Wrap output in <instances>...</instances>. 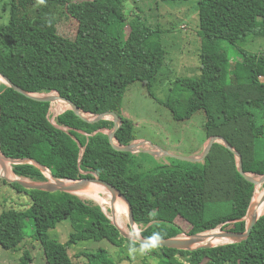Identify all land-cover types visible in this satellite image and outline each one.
I'll list each match as a JSON object with an SVG mask.
<instances>
[{
    "label": "trees",
    "instance_id": "1",
    "mask_svg": "<svg viewBox=\"0 0 264 264\" xmlns=\"http://www.w3.org/2000/svg\"><path fill=\"white\" fill-rule=\"evenodd\" d=\"M127 1L93 0L91 20H80L72 40L19 19L16 0H11L9 22L2 24L0 15V72L29 93L57 92L87 113L119 114L123 124L117 143L126 146L137 141L134 123L124 115L123 101L137 82L153 87L167 50L160 29L151 28L139 16L128 17ZM198 11L201 74L177 81L165 105L178 121L203 111L207 140L223 136L241 153L246 173L264 174V145L258 144L264 141V55L241 51L231 65L226 51L228 44L249 36L264 38V0H198ZM225 52L227 61L219 65ZM0 106V149L7 157L35 159L62 180L96 175L113 184L131 203L136 224L147 226L143 237L149 239L160 231L164 233H159L160 239L180 236L184 233L176 223L180 215L197 219L189 235L219 227L246 231L243 219L256 187L239 173L235 155L223 144L216 143L205 161L194 162L200 163L195 168L169 163L145 170L138 160L140 153L113 149L105 131L113 129V120L93 124L68 109L54 124L49 118L51 103L35 101L3 83ZM12 168L21 178L49 180L33 164ZM0 183L29 200L28 204L16 201L19 205L14 206L5 199L0 213V247L5 250H19L28 238L25 215L29 208L34 238L47 264H75L69 248L84 241L108 240L130 250L143 247L125 239L101 206L78 195L28 190L2 178ZM64 221L73 229L66 243L50 235ZM146 248L164 264H202L204 260L206 264H264V215L250 238L241 243L195 251ZM82 256L87 259L84 264H115L103 248L81 252ZM33 262L31 251L25 250L20 264Z\"/></svg>",
    "mask_w": 264,
    "mask_h": 264
},
{
    "label": "rangeland",
    "instance_id": "2",
    "mask_svg": "<svg viewBox=\"0 0 264 264\" xmlns=\"http://www.w3.org/2000/svg\"><path fill=\"white\" fill-rule=\"evenodd\" d=\"M92 3L93 0H16L17 17L27 23L74 40L79 30L80 20L82 18L91 20L92 18ZM10 12L11 0H0L2 24L9 22ZM125 12L129 18L139 16L151 28L160 29L162 31L160 34L161 40L167 50L164 68L153 87L148 89L143 83L137 82L125 95L123 112L129 115L128 118L134 123L135 137L138 140H147L163 151L177 155L190 157L201 154L207 142L204 112H197L190 120L178 121L165 105L168 95L177 81L197 78L201 74L202 38L198 0H188L186 2L128 0ZM125 30L126 34L130 31L128 26ZM226 51L231 56V65L235 63L234 59H238L236 53L241 51L264 55V38L249 36L246 40L240 41L235 45L228 44ZM227 52L224 53V57L221 56V60L218 62L219 65L225 64L227 61ZM3 82L0 78V83ZM54 94L57 95V93ZM52 107L56 109V112H64L70 106L59 100L52 103ZM55 113L52 115L53 123H55ZM105 131L110 133L109 130ZM138 140L135 142H139ZM258 144L263 146L264 141L259 140ZM138 160L144 163L145 170L153 169L159 164L175 163L189 169L195 168L200 164L178 162L168 156L156 157L146 153H140ZM9 168L8 176L16 177L12 170L13 168ZM97 190L98 197L105 203L90 197H80L88 203L101 206L104 212L113 220L110 199L103 191L98 188ZM6 198L14 206L19 205L16 201L19 203L25 202L26 204L29 202L26 196H21L15 189L0 183V213L5 206ZM125 205L127 208L126 214L125 216L121 215L125 218V221H128V225L132 230L128 206L126 203ZM31 215L32 211L29 208L25 215V217H28H26L28 238L25 239L19 250H5L0 247V264H20L25 250L31 251L34 259L32 264H47L45 253L40 243L34 238V226L33 222L30 221L31 218H29L32 217ZM196 222L197 219L194 216L180 215L176 220L177 225L184 230L180 237L189 236V232ZM136 225L139 228L138 232L142 235L143 230L147 226ZM72 231L70 222L64 221L58 225L56 230H51L50 235L52 238L66 243ZM215 231L223 230L219 227L204 232V234L208 232L215 233ZM159 233L161 235L164 234L161 231ZM100 248L108 251L115 264H164L163 259L160 256L149 253V249L146 246L138 247L134 250L122 249L108 240L80 242L69 248V254L75 264H84L87 259L84 256L79 257L81 252H96ZM164 261H166L165 258ZM206 262L207 260H204L202 264H206Z\"/></svg>",
    "mask_w": 264,
    "mask_h": 264
},
{
    "label": "water",
    "instance_id": "3",
    "mask_svg": "<svg viewBox=\"0 0 264 264\" xmlns=\"http://www.w3.org/2000/svg\"><path fill=\"white\" fill-rule=\"evenodd\" d=\"M0 78L4 81V84L7 86L15 89L19 93L27 96L28 98H31L35 101L39 102H46V103H54L59 100L65 102L68 104L71 109L77 116L81 117L83 120L89 122V123H98L103 120H113L114 127L112 130H110L109 133V140L110 143L116 151L120 152H127V153H146L153 156H168L173 159L185 161V162H203L206 160L208 155L211 153L213 146L216 143L223 144L227 149H229L236 157L237 160V167L239 173L250 183L254 184L256 188L258 186L264 185V174H251L246 173L244 170V162L243 157L241 153L236 151V149L232 146V144L223 136L215 135L210 137L206 144L204 151L195 156L185 157L181 155H177L168 151H163L157 146H154L152 143H150L147 140H143L140 142H133L129 145H121L117 143L116 135L118 130L121 128L123 124L122 117L114 112H104L101 114H90L85 111H83L81 108H79L74 102H72L69 99H66L62 96H60L59 93L53 92L49 94H35V93H29L25 90H23L18 85L14 84L8 77L3 75L0 72ZM54 93H57L55 95ZM2 115V109L0 106V119ZM20 164H33L37 167H39L44 173L49 175V180L46 182H40V181H33L27 178H21L16 176L15 178H9L6 176L7 167H13L14 165H20ZM0 178L5 179L10 184H19L25 189L28 190H37V191H45V192H66L74 195H78L79 192L86 190L90 183H96L104 188H106L111 194H112V213L113 217L115 218V207L114 203L117 200L118 197L124 200V202L128 206L129 211V218H130V225L132 227V232H126L123 229H121L114 220L111 219L112 223L116 228L119 230L120 234L128 240L134 241L136 243H139L140 245L146 246L151 243V241L148 238L143 237L142 235L138 234L136 231H134L133 226L136 225V221L134 218V212L133 207L127 197L122 193L120 189H118L113 184L100 179L98 176L94 175L93 178H82L79 180H62L59 178H56L51 171L38 162L35 159L31 158H22V159H13L7 157L2 150L0 149ZM79 196V195H78ZM80 197V196H79ZM254 200V199H253ZM264 205V194L261 197L258 207ZM252 207H253V201L249 207V210L247 212L246 217L243 220L247 221V228L245 232H234V231H221L218 235H215V239H226L229 242L225 244H232V243H241L243 241H246L250 238L256 224L260 220V218L263 216H260L256 213H252ZM221 244V245H225ZM216 246L220 245H214L212 242L207 241V237L204 233H197L192 234L187 237H174V238H164L160 239L159 242H157L154 246H151L152 248H169V249H176V250H187V251H195L198 249H210Z\"/></svg>",
    "mask_w": 264,
    "mask_h": 264
},
{
    "label": "bare ground",
    "instance_id": "4",
    "mask_svg": "<svg viewBox=\"0 0 264 264\" xmlns=\"http://www.w3.org/2000/svg\"><path fill=\"white\" fill-rule=\"evenodd\" d=\"M10 166L7 167V171H6V176L9 178H15V177H11L8 176V172L10 171ZM1 169V166H0ZM98 189H100L101 191H103L107 197L110 199L111 203H112V194L103 186L96 184V183H90V185L88 186V188L86 190H83L81 192L78 193L79 196L81 197H90V198H94L97 200H101L103 201L101 198L98 197ZM264 194V187L263 186H258L255 196H254V200H253V207H252V213H256L260 216L264 215V205L263 206H259V201L261 199V197ZM104 202V201H103ZM105 203V202H104ZM124 207H123V206ZM109 206H111V204H109ZM114 207H115V218H113V220L116 222V224L123 229L126 232L131 233L132 230L130 229V226L128 225V221H125V218L121 215L123 214L125 216L127 211L125 202L123 199H121L120 197L117 198V200L114 203ZM111 208V207H110ZM125 208V209H124ZM107 212V211H106ZM121 215V216H120ZM134 231H136L138 234H140L138 232L139 228L137 225L133 226ZM219 233L215 232H208L205 234V236L207 237V241L212 242L214 245H221V244H225L228 243L229 241L226 239H215L214 236L218 235Z\"/></svg>",
    "mask_w": 264,
    "mask_h": 264
},
{
    "label": "clouds",
    "instance_id": "5",
    "mask_svg": "<svg viewBox=\"0 0 264 264\" xmlns=\"http://www.w3.org/2000/svg\"><path fill=\"white\" fill-rule=\"evenodd\" d=\"M151 243L149 245H146V247H151L154 246L157 242L160 241V234L159 233H154L152 237L149 238Z\"/></svg>",
    "mask_w": 264,
    "mask_h": 264
},
{
    "label": "built area",
    "instance_id": "6",
    "mask_svg": "<svg viewBox=\"0 0 264 264\" xmlns=\"http://www.w3.org/2000/svg\"><path fill=\"white\" fill-rule=\"evenodd\" d=\"M51 106H52V104H51ZM54 107H55V105H54ZM54 107L50 108V112H49V118H50L51 122L53 121L52 115L56 112V109H54ZM51 109H52V110H51ZM65 111H66V110H65ZM65 111H64V112H65ZM64 112H56V113H55V115H54L55 123H54V124H56V119H57V117H58L59 115H61L62 113H64ZM52 123H53V122H52Z\"/></svg>",
    "mask_w": 264,
    "mask_h": 264
},
{
    "label": "crops",
    "instance_id": "7",
    "mask_svg": "<svg viewBox=\"0 0 264 264\" xmlns=\"http://www.w3.org/2000/svg\"><path fill=\"white\" fill-rule=\"evenodd\" d=\"M3 84H4V82H3ZM5 85H6V84H5ZM124 113H125V112H124ZM125 116H126V117H129V115H127L126 113H125ZM138 141L140 142V141H143V140H138ZM205 144H206V143H205ZM197 155H199V154H197Z\"/></svg>",
    "mask_w": 264,
    "mask_h": 264
}]
</instances>
